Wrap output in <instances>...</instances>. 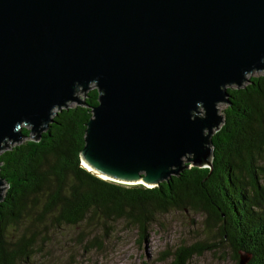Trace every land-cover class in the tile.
Masks as SVG:
<instances>
[{"label":"water","instance_id":"95a60500","mask_svg":"<svg viewBox=\"0 0 264 264\" xmlns=\"http://www.w3.org/2000/svg\"><path fill=\"white\" fill-rule=\"evenodd\" d=\"M259 70L264 0H0V151L94 86L80 165L158 186L211 168L218 104ZM5 188L0 177V201Z\"/></svg>","mask_w":264,"mask_h":264},{"label":"trees","instance_id":"16d2710c","mask_svg":"<svg viewBox=\"0 0 264 264\" xmlns=\"http://www.w3.org/2000/svg\"><path fill=\"white\" fill-rule=\"evenodd\" d=\"M227 92L224 122L211 139V168L190 166L154 187L104 180L80 165L95 87L82 103L58 109L37 140L22 126L24 139L0 151L6 186L0 264H33L38 236L50 243L49 235L63 228L78 229V243L92 249L121 222L141 244L157 217L172 210L203 213L205 234L218 242L178 246L170 264H189L192 255L224 242L234 264L240 253L249 255L245 264H264V74H249Z\"/></svg>","mask_w":264,"mask_h":264},{"label":"rangeland","instance_id":"374dc122","mask_svg":"<svg viewBox=\"0 0 264 264\" xmlns=\"http://www.w3.org/2000/svg\"><path fill=\"white\" fill-rule=\"evenodd\" d=\"M251 74L261 75L264 74V70L254 71ZM78 95L83 98L84 93L79 92ZM73 104L75 102L69 103V105ZM225 107V103L218 104L219 113H222ZM203 218V213L189 210H172L160 215L151 225L147 238L141 244L137 242L135 231L125 229L120 222L100 248L92 249L78 243L76 237L78 229L63 228L49 235L50 243L45 242L46 237L38 236L36 245L38 249L32 262L33 264H170L172 262L170 254L178 246H190L195 242L204 244L202 241H206V245L212 244L210 242L213 244L218 242L211 238L212 235L205 234ZM188 262L189 264L235 263L226 242L219 243L218 247L212 250L206 248L200 255H192Z\"/></svg>","mask_w":264,"mask_h":264},{"label":"built area","instance_id":"2783aa9c","mask_svg":"<svg viewBox=\"0 0 264 264\" xmlns=\"http://www.w3.org/2000/svg\"><path fill=\"white\" fill-rule=\"evenodd\" d=\"M92 88H94V87H92Z\"/></svg>","mask_w":264,"mask_h":264}]
</instances>
